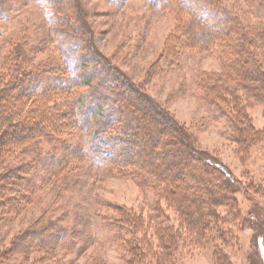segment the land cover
<instances>
[{"label": "rangeland", "instance_id": "obj_1", "mask_svg": "<svg viewBox=\"0 0 264 264\" xmlns=\"http://www.w3.org/2000/svg\"><path fill=\"white\" fill-rule=\"evenodd\" d=\"M217 1L226 7L227 25H231V18L239 24L238 31L236 26L227 28V40L241 43L240 36L244 35L245 47L260 56L258 47L262 43L258 35L262 32L255 28L264 26V0ZM180 12L175 0H0V93L7 95L5 87L8 82L14 83L13 60L22 52L24 61L33 66L47 65L52 58L61 56L64 46L57 43V37L56 42H50L45 32L54 22L53 16H60L83 53L91 49L99 62H106L116 74L151 98L185 131L198 157H205V161L227 172L236 188L231 195L235 201L216 206L220 220L208 219L207 228L198 235L187 229L183 210L165 201L163 185L150 179L140 182L137 176L105 159L91 162L83 158L86 132L64 121L59 125V141L71 150L63 153L64 144L55 140L42 142V156L54 153L56 162L64 163L52 167L57 168L53 176L37 189H22L24 200L17 215H0V256L16 243L20 233L52 220L56 227L73 233H66L55 245L57 257L72 246L63 256V264H264V82L225 79L224 85L236 98L234 106H243L245 115L237 114L238 120L230 116L231 103L223 107L228 117L217 116L200 95L202 88L212 84L205 76L210 78L230 69L232 55L228 51L222 61L216 50L187 46V35L177 32V26L185 19ZM260 64L264 69V60ZM69 74L67 70L68 79ZM86 91L85 87H69L68 92L62 93L72 97ZM20 92L19 88L12 90L9 94L13 97L4 98L17 102ZM35 92L29 96L28 93L25 102L18 105L21 117L33 112L37 100L43 97L37 89ZM121 119L110 124L108 130L115 132L117 124L123 127L126 123ZM240 119L248 120V125L239 124ZM139 127L135 121L130 123L133 131L140 132ZM101 151L105 149L99 147L100 157L105 154ZM73 153L78 157L73 158ZM18 157L22 163L34 155L25 147ZM30 175L32 171L26 169L24 176ZM206 178L211 186L222 189L215 173ZM39 181L36 179L37 184ZM115 207L131 209L141 216L134 235L141 242L140 259L131 254L133 241H126L128 237L125 242L118 241L103 226L102 219L113 216ZM46 259L34 250L24 258L19 253L4 257L0 264H49Z\"/></svg>", "mask_w": 264, "mask_h": 264}, {"label": "trees", "instance_id": "obj_2", "mask_svg": "<svg viewBox=\"0 0 264 264\" xmlns=\"http://www.w3.org/2000/svg\"><path fill=\"white\" fill-rule=\"evenodd\" d=\"M47 2L55 3V0ZM175 2L180 13L185 16L182 24L177 26V32L187 35V46L216 50L222 61L229 51L233 58L230 60V69H223L220 74L210 78L205 76L207 80L211 79L212 84L202 88L204 92L201 93L200 99L212 107L217 116L225 117L223 107L232 104L233 108L230 107L228 114L234 115L235 119L237 114L244 116V107L234 106L233 99L236 98L224 82L225 79H231L233 82L243 79L264 82V69L260 64L264 60V26L253 27L257 32H262L258 35L262 44L258 47L260 56H257L253 49L245 47V40L242 43L244 35L240 36L241 43H231L227 40V28L236 26L238 31L239 24L236 18H231V25H227L225 20L229 19L228 13L220 1ZM53 19L54 22L45 32L50 36V42L52 39L56 42L57 37V43L64 46L61 56L52 58L53 61L47 62V65L42 66L39 63L33 66L24 61L25 53L22 52V56L13 60L12 73L16 75L15 81L8 82L5 87L7 95L10 96V91L20 89L17 102L14 98L5 99L7 95L0 93V215H17L24 200L22 189H37L40 183H46L50 175L57 170L52 167L64 163L59 160L56 162L54 153L42 156L40 145L42 142L55 140L58 141L55 143L64 144L62 152L69 154L70 147L64 141H59V125L66 121L72 128L84 130L88 136L87 150L82 155L83 158L91 162H101L105 159L110 165L120 166V169H124L129 175L137 176L140 182L150 179L158 186L163 185L165 201L172 202L175 207L182 209V214L188 222L187 229L195 230L201 235L207 228L208 219L220 220L215 207L235 201L231 195L235 193L236 188L227 172L210 164L208 160L205 161V157H198L190 146L189 137L175 119L161 110L151 98L135 89L122 75L116 74L106 62H99L91 49L83 53L78 40L70 36V27H65L66 20L56 15ZM258 49L256 48V51ZM78 50H82V53H77ZM251 65L255 69H251ZM67 70L70 71L69 79L65 76ZM69 87H85L87 91L84 94L76 92L71 97L62 93L68 92ZM36 89L39 91L38 95L43 97L37 100L33 112L28 111L21 117L17 111L20 103L25 102L28 93V96L34 95ZM52 93L55 96L50 95ZM46 101L51 103V106L46 105ZM109 106L111 107L108 110ZM2 108L5 110H1ZM42 113H47V116ZM120 119L126 123L123 127L117 124L115 132L108 130L110 124L117 123ZM133 121L140 125V132L130 128ZM245 121L248 123V120L240 119L239 124L246 127L248 124H245ZM25 147H29L34 158L21 163L22 160L18 156ZM99 147L105 149L101 151L105 152L102 157L97 153ZM72 155L73 158L78 157L77 153ZM26 169L32 171L29 177L24 176ZM211 173H215L217 180L221 181L222 189L209 184L206 176ZM36 179L40 180L39 184ZM140 221V215L124 207H115L113 216L102 219L105 230L109 229L118 241L125 242L126 237V241H133L131 254L136 259L141 257V242L134 237ZM54 224L50 220L20 233L16 243L3 251L0 259L15 253L24 258L35 250L41 252L49 264H63L62 258L67 255V250L70 252L72 246H68L61 257H57L55 245L66 233L68 236L73 233L68 234L67 230ZM260 225L261 223L256 224L255 228ZM127 264H130V261Z\"/></svg>", "mask_w": 264, "mask_h": 264}]
</instances>
